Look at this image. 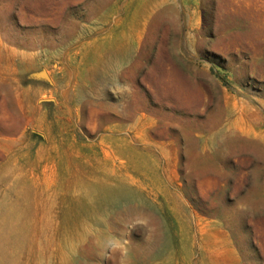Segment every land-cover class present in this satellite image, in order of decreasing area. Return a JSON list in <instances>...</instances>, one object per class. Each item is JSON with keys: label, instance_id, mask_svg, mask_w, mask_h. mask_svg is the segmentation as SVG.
I'll return each instance as SVG.
<instances>
[{"label": "rangeland", "instance_id": "1", "mask_svg": "<svg viewBox=\"0 0 264 264\" xmlns=\"http://www.w3.org/2000/svg\"><path fill=\"white\" fill-rule=\"evenodd\" d=\"M0 264H264V0H0Z\"/></svg>", "mask_w": 264, "mask_h": 264}, {"label": "bare ground", "instance_id": "2", "mask_svg": "<svg viewBox=\"0 0 264 264\" xmlns=\"http://www.w3.org/2000/svg\"><path fill=\"white\" fill-rule=\"evenodd\" d=\"M80 184H81V183H80ZM80 184H79V185H80ZM87 184H88V183H87ZM90 184H91V183H90ZM90 184H89V185H90ZM96 185L98 186V184H96ZM91 186H92V185H91ZM93 186H94V185H93ZM78 187H79V186H78ZM95 187H96V186H95ZM84 188H85V187H84ZM92 188H93V187H92ZM86 189H87V188H86ZM115 190H116V189H115ZM89 192H91V191H89ZM81 195H82V194H81ZM90 195H91V194H90ZM90 195H89V197H90ZM82 196H83V195H82ZM92 196H93V195H92ZM87 197H88V196H87ZM90 202H91V199H90Z\"/></svg>", "mask_w": 264, "mask_h": 264}]
</instances>
